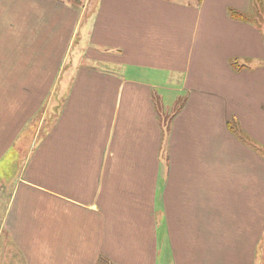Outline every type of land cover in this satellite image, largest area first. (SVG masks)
<instances>
[{"label":"crops","instance_id":"crops-1","mask_svg":"<svg viewBox=\"0 0 264 264\" xmlns=\"http://www.w3.org/2000/svg\"><path fill=\"white\" fill-rule=\"evenodd\" d=\"M73 2L0 0V88H60L11 179L0 101L16 263L258 264L264 0Z\"/></svg>","mask_w":264,"mask_h":264},{"label":"rangeland","instance_id":"rangeland-1","mask_svg":"<svg viewBox=\"0 0 264 264\" xmlns=\"http://www.w3.org/2000/svg\"><path fill=\"white\" fill-rule=\"evenodd\" d=\"M72 2L75 0H63ZM3 91L2 100L4 106V112L8 110L12 105H16V113L18 117L25 119L21 122L25 124L21 127L20 133L24 134L20 137V149L13 148L8 155L10 156L9 169H7L6 174L8 179L13 177L15 170L17 169L18 159H21V155L25 154L26 149L23 148L27 142H30L31 138L35 140L38 138L41 139L47 133V127L55 121L56 114L59 109V92L60 88H51L50 97L52 103L47 107V87H3L0 88ZM57 102V103H56ZM20 104V106H19ZM20 107V110L18 109ZM5 114V113H4ZM10 116V115H8ZM5 120L6 115H5ZM165 128L168 127L167 120L164 121ZM37 140V141H38ZM260 166H259V175H260V252H259V263L264 264V145L260 143ZM20 154V156L18 155ZM19 157V158H18ZM6 183V182H5ZM6 232L0 230V263L1 258L7 259V264H17L16 259L18 258L17 252L13 246H6L8 243V238L5 237Z\"/></svg>","mask_w":264,"mask_h":264}]
</instances>
